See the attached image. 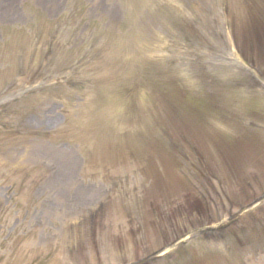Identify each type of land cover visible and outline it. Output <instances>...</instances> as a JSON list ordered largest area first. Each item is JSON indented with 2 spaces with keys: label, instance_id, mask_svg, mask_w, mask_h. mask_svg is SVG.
Masks as SVG:
<instances>
[{
  "label": "rangeland",
  "instance_id": "374dc122",
  "mask_svg": "<svg viewBox=\"0 0 264 264\" xmlns=\"http://www.w3.org/2000/svg\"><path fill=\"white\" fill-rule=\"evenodd\" d=\"M0 264H264V0H0Z\"/></svg>",
  "mask_w": 264,
  "mask_h": 264
}]
</instances>
